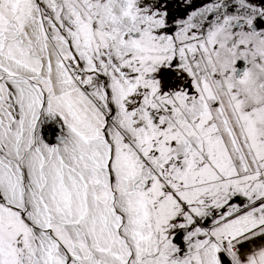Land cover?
<instances>
[{
    "label": "snow or ice",
    "instance_id": "obj_1",
    "mask_svg": "<svg viewBox=\"0 0 264 264\" xmlns=\"http://www.w3.org/2000/svg\"><path fill=\"white\" fill-rule=\"evenodd\" d=\"M0 264H264V0H0Z\"/></svg>",
    "mask_w": 264,
    "mask_h": 264
}]
</instances>
